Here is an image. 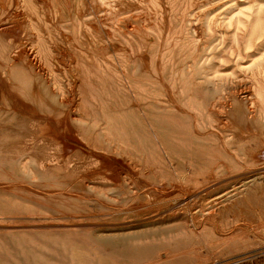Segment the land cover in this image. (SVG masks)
Returning <instances> with one entry per match:
<instances>
[{"label": "rangeland", "instance_id": "rangeland-1", "mask_svg": "<svg viewBox=\"0 0 264 264\" xmlns=\"http://www.w3.org/2000/svg\"><path fill=\"white\" fill-rule=\"evenodd\" d=\"M0 264H264V0H0Z\"/></svg>", "mask_w": 264, "mask_h": 264}, {"label": "bare ground", "instance_id": "bare-ground-1", "mask_svg": "<svg viewBox=\"0 0 264 264\" xmlns=\"http://www.w3.org/2000/svg\"><path fill=\"white\" fill-rule=\"evenodd\" d=\"M245 257H247V256H243V257H241V258H245ZM240 258V259H241ZM236 260H239V259H236ZM236 260H228V262H225V263H231V262H234V261H236Z\"/></svg>", "mask_w": 264, "mask_h": 264}]
</instances>
